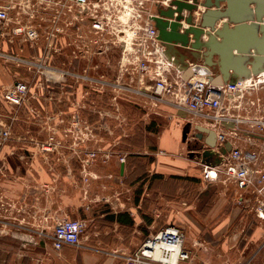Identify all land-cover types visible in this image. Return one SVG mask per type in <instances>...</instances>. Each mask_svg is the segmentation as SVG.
<instances>
[{
	"label": "rangeland",
	"instance_id": "obj_1",
	"mask_svg": "<svg viewBox=\"0 0 264 264\" xmlns=\"http://www.w3.org/2000/svg\"><path fill=\"white\" fill-rule=\"evenodd\" d=\"M6 1L14 6L11 20L0 31V66L12 83H24L27 95L21 105L14 106L4 101L2 92L0 118L11 125L12 132L0 147L21 148L29 177L38 173L44 179L41 184L65 181L83 191V185H91L88 199L99 205L80 216L88 222L89 241L100 214L96 210L105 213L102 221L108 225L112 212L121 209L156 218L160 226L178 225L181 208L198 209L202 220H207L211 197L219 196L221 188L204 178L202 163L196 153L193 157L188 153L181 139L191 122L190 139L193 121L199 119L169 117L173 108L147 92L153 81L147 78L141 83L138 73H132L130 56L123 57L111 27L98 35L90 20L84 19L57 32L55 6L37 0H0V4ZM18 22L39 27L38 40L18 37L14 32ZM59 23L66 26L68 21L62 17ZM261 102L264 116V96ZM249 104L258 106L257 101ZM173 123L181 143L178 163L166 156L169 153L160 144ZM190 167L195 173L188 171ZM34 221L30 217L24 223V242H51L55 220ZM9 229L0 237L15 241V228ZM9 250L7 258L0 251V264H15V249ZM247 264H255V259Z\"/></svg>",
	"mask_w": 264,
	"mask_h": 264
},
{
	"label": "crops",
	"instance_id": "obj_2",
	"mask_svg": "<svg viewBox=\"0 0 264 264\" xmlns=\"http://www.w3.org/2000/svg\"><path fill=\"white\" fill-rule=\"evenodd\" d=\"M222 6H225V3ZM243 7H246L253 16L252 19L243 21L247 26L244 32L237 34V24L229 22L227 30H225L226 37H224L217 34V30H224L223 24L228 19H221L215 23L216 29L213 31L215 41L218 44L225 43V41L227 43V46L222 48L225 52L224 57L218 51L211 55V49L206 47L193 49L191 46H183L179 42L174 43V56L171 60L175 67L181 70L185 78H187V70H190V77L203 76L211 84L220 86L231 80L253 78L264 73V60L261 62L256 60V57L263 56L264 58V54H259L256 48L251 45H249L251 48L248 52L240 51L237 48L238 43H249L251 35L255 39L264 37L261 27L264 23V12L261 20H258L257 0H248ZM161 8L163 6L158 4L152 7L156 14ZM203 10L205 7L200 3L198 18L195 19L196 24L199 23ZM255 22L258 23V27L253 29L252 25ZM185 26L187 24L183 22L182 27ZM205 30L210 32V35L203 34L200 37L201 42H208L211 39V28L207 27ZM182 31L183 28L180 32ZM190 37L191 42H194L193 35ZM184 59L188 63L187 69H181ZM176 60L180 63H176ZM3 70L0 66V96L12 84L10 74ZM262 96H264V84L247 90L240 99L241 107L234 108L231 104H227L234 116L242 117V121L235 123L234 127H232L233 118L232 121L230 120L232 123L227 122L216 127L214 124L206 122L205 118L192 115L199 120L193 121L190 142L183 141V132L181 136L182 144L185 143L188 153L192 156V151H197L196 148L189 147V143L196 142V139H193L197 132L195 124H203L216 130L218 134L221 131L232 133L233 129H236L239 135L236 141L239 145L244 148L258 149L261 153L260 163L263 164L264 138L257 133L256 128L245 122V119L258 116L262 112V109L259 108V105L262 104ZM252 101H257L258 106L250 105L249 103ZM165 104L173 108L170 104ZM169 117L173 119V117L181 118L183 116L175 115L174 109H170ZM176 132V125L173 123L162 134L160 144L163 150L165 149L169 153L166 156L172 162L178 163L182 152L180 151L181 143L177 139L178 135L175 136ZM204 136L209 135L204 133ZM205 137L202 144L207 147ZM214 140L219 144L218 136L217 138L215 136ZM214 148L219 151L218 145ZM23 153L21 148L0 147V195L1 203H6V208L0 210V221L6 218V234H9V227L11 230L15 228V231L12 230V232L17 238L15 241H9L7 237H0V251L7 258L9 248H14L15 264H124L126 254L134 252L144 240L165 227L160 226L156 218H147L145 214L141 215L132 210H128L127 214L123 209L116 210L112 214L125 212L126 214L121 216L124 221L108 218L112 222L111 225H108L102 221L105 213L94 210L100 213L96 216L97 221H95V231L93 232L95 236L89 241V234L86 230L80 246H65L57 251L48 241L43 244L25 243L23 236L26 219L31 217L36 220L34 222L38 223V219L42 217H51V219L57 220L69 217V214L76 217L74 219H81V214L85 215L95 209L99 203L97 200L91 202L88 199L87 188L91 185H83V191L65 181L56 184L57 180H54L51 183L43 182L41 184L44 179H40L38 173L35 178H30V171L25 166ZM196 157L205 169L206 165L202 162L201 156H198L197 153ZM216 159V156L211 157V164H214ZM37 166L40 170V165ZM212 167L211 186L217 188L219 185L221 193L219 196L211 197V204H213L211 210L208 211L207 220H202L201 212L198 209L192 208L191 211H184L181 208L177 224L186 233L185 247L190 253V258L180 260L179 264H247V260L253 258L255 264H264V219L257 214L258 203L253 190L240 192L232 181L226 179L220 166ZM188 171L195 173L192 172L194 170L191 167ZM99 194L101 193L99 192ZM239 194H243L242 199ZM31 230L34 231V229ZM34 232L38 233L37 230ZM0 236L2 235L0 234Z\"/></svg>",
	"mask_w": 264,
	"mask_h": 264
},
{
	"label": "built area",
	"instance_id": "obj_3",
	"mask_svg": "<svg viewBox=\"0 0 264 264\" xmlns=\"http://www.w3.org/2000/svg\"><path fill=\"white\" fill-rule=\"evenodd\" d=\"M54 8V30L64 32L68 25L84 22L89 19L96 34L103 35L109 27L121 44L123 57L130 56L132 73H138L141 83L148 78L153 83L147 92L157 102H166L174 109V114L186 111L188 115L205 118L206 122L218 127L220 124L242 121V117L234 116L227 104L234 108L241 107L240 99L247 90L264 84V73L247 79H236L216 86L203 76L185 78L175 67L173 61L165 53L164 42L160 39L158 28L153 17L157 15L152 7L155 4L169 6L173 0H37ZM191 1V0H190ZM13 3L6 1L0 4V31L11 20ZM70 12V13H68ZM198 10L194 11L198 18ZM65 17L66 26L59 20ZM14 32L18 37L36 41L40 37L39 27L17 23ZM109 31V30H108ZM102 39L101 37H99ZM27 95V88L20 80H14L3 91V99L11 105H21ZM252 103H255L252 101ZM181 115V114H180ZM179 115V116H180ZM231 120V121H230ZM245 122L264 138V116L260 113ZM235 130V131H234ZM11 125L0 118V144L11 138ZM218 134V133H217ZM219 149L231 142V149L222 154L219 164L204 163V178H212V166H220L226 179L232 181L240 192L252 189L257 200V214L264 219V163L258 149L244 148L239 145L238 132H219ZM195 139V135L193 136ZM190 142V140H188ZM198 150V149H196ZM240 199L243 194H239ZM86 219L64 217L55 220L50 235L53 249L59 251L65 246H80L87 230ZM186 233L175 224H169L148 237L130 254L124 256V264H179L180 260L190 258L185 247Z\"/></svg>",
	"mask_w": 264,
	"mask_h": 264
},
{
	"label": "water",
	"instance_id": "obj_4",
	"mask_svg": "<svg viewBox=\"0 0 264 264\" xmlns=\"http://www.w3.org/2000/svg\"><path fill=\"white\" fill-rule=\"evenodd\" d=\"M248 0H173L169 6L163 7L160 9L159 13L153 17L155 25L159 30V37L164 42L166 46L165 53L167 56L172 59L174 56L173 49H175V42L181 43L183 46H191L193 49H199L202 47L211 49V55L214 52H221L224 57L225 52L222 50L223 47L227 46V43L218 44L215 41V37L213 31L215 28V23L221 19H228V21L224 22V30H217V34L223 35L226 37L225 30H227V24L229 22L236 23V33L240 34L244 32L245 28H247L246 24L243 23L244 20L252 19L253 16L249 10H247L245 6ZM258 2V10H257V18L261 20L262 13L264 12V0H257ZM200 3L205 7V10L202 11L200 21L196 24L195 19L196 16L194 11H197L200 7ZM225 3V6L222 4ZM242 6V7H241ZM183 22L187 24V26H183ZM252 26L253 29L258 27V23L255 22ZM211 28V39L208 42H201L200 37L203 34L210 35V32H206L205 28ZM262 30L264 32V23L262 24ZM181 28L183 31L180 32ZM190 35H193L194 42H191ZM243 41V39H242ZM249 43H238L237 48L240 51L248 52L250 50V46L256 48L259 54H264V37L261 39H255L254 36H250ZM210 53V52H208ZM193 54V53H192ZM257 62H261L264 60L263 56L260 58L256 57ZM176 63H180L179 61H175ZM184 63L181 69H187L188 63L185 62V59L182 60ZM198 69V68H196ZM195 69V70H196ZM191 75V71L187 70L186 77L189 78ZM184 117H187V112L183 110V112H179ZM191 128V122H188L183 130V139L187 140L188 132ZM195 128L197 132L195 133V143H189V147L202 149L201 152H197L199 156L202 158V162L211 164V157L216 156L217 159L214 164H219L222 161V154H226L232 147L231 142L227 141L225 146L220 148L219 151L214 150L217 146L215 142V136L217 138L216 130L209 128L203 124H195ZM204 133H207L209 136H204ZM205 137L207 147H204L202 144V140ZM188 141V140H187ZM189 142V141H188ZM195 153V151H192ZM193 155V154H192ZM125 163L122 162L121 171H124Z\"/></svg>",
	"mask_w": 264,
	"mask_h": 264
},
{
	"label": "flooded vegetation",
	"instance_id": "obj_5",
	"mask_svg": "<svg viewBox=\"0 0 264 264\" xmlns=\"http://www.w3.org/2000/svg\"><path fill=\"white\" fill-rule=\"evenodd\" d=\"M197 152H199L198 150L197 151H195V153L197 154ZM1 193V192H0ZM1 196V195H0ZM1 200H2V198H0V210H2V209H5L6 207H5V204L6 203H1ZM4 219H5V221H4ZM2 221H0V234H4V235H6V227H7V219L6 218H4Z\"/></svg>",
	"mask_w": 264,
	"mask_h": 264
},
{
	"label": "trees",
	"instance_id": "obj_6",
	"mask_svg": "<svg viewBox=\"0 0 264 264\" xmlns=\"http://www.w3.org/2000/svg\"><path fill=\"white\" fill-rule=\"evenodd\" d=\"M123 214H126L125 212H120V213H118V214H111L110 216H109V218L110 219H117V220H119V221H124V219H122V215Z\"/></svg>",
	"mask_w": 264,
	"mask_h": 264
},
{
	"label": "bare ground",
	"instance_id": "obj_7",
	"mask_svg": "<svg viewBox=\"0 0 264 264\" xmlns=\"http://www.w3.org/2000/svg\"><path fill=\"white\" fill-rule=\"evenodd\" d=\"M50 73H53V72H50Z\"/></svg>",
	"mask_w": 264,
	"mask_h": 264
}]
</instances>
